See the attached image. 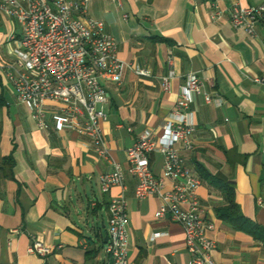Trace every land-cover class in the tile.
<instances>
[{
	"label": "crops",
	"instance_id": "0c3cea01",
	"mask_svg": "<svg viewBox=\"0 0 264 264\" xmlns=\"http://www.w3.org/2000/svg\"><path fill=\"white\" fill-rule=\"evenodd\" d=\"M261 4L264 0H121L116 7L111 0H90L88 16L104 22L117 42L118 59L131 67L119 84L103 82L110 95L101 123L108 161L95 154L86 136L56 132L51 120L48 130L40 129L17 102L5 71L21 30L16 32L15 20L0 18L8 30L0 35V264H107L108 206L119 195L127 202L128 264H187L182 227L155 217L156 195L134 197L136 180L125 151L144 132L160 136L188 74L200 80V94L188 109L192 148L175 149L201 181L200 217L214 225L211 259L264 264V85L253 81L264 76V23L255 25L251 37L228 20L234 5ZM215 13L221 19H213ZM136 69L148 75L139 76ZM170 69L174 78L163 91L161 77ZM149 161L161 175V155L153 152ZM114 163L123 169V187L103 193L99 177ZM206 176L232 185L248 223L243 228L217 215L226 202ZM164 185L169 189L171 181ZM32 237L52 252L28 253Z\"/></svg>",
	"mask_w": 264,
	"mask_h": 264
},
{
	"label": "built area",
	"instance_id": "2783aa9c",
	"mask_svg": "<svg viewBox=\"0 0 264 264\" xmlns=\"http://www.w3.org/2000/svg\"><path fill=\"white\" fill-rule=\"evenodd\" d=\"M89 2L0 0V18L13 19L21 28L18 48L11 53L14 60L5 75L15 90L17 102L30 110L40 129L48 130L51 120L56 132L71 130L86 136L95 154L108 161L109 149L101 123L106 119L104 108L110 95L103 82L119 84L124 71L131 67L118 59L117 42L105 31L104 22L88 16ZM111 2L121 7V0ZM212 18L219 20L221 15L215 13ZM228 20L234 28H242L255 37V25L264 23V4L234 5ZM135 73L148 75L142 69H136ZM173 78L171 69L161 77L163 91H169ZM253 81L264 85V76ZM198 94L200 80L188 74L160 136L142 133L126 149L125 156L127 170L136 180L134 197L142 200L156 195L160 204L155 217L167 218L182 227L184 247L190 257L187 264H214L211 252L215 242L209 237L214 225L200 217L201 205L196 193L201 181L175 149L177 144L187 150L192 148L194 126L188 120V109ZM204 101L208 103L210 98L205 95ZM48 106L58 110L49 111ZM153 152L161 155V175L154 174L150 167L149 155ZM165 180L171 181L169 189L165 188ZM99 184L103 193L113 187H123L121 165L114 163L111 172L101 174ZM108 213V239L104 247L109 258L107 264H128L127 202L122 195L111 199ZM51 252V247L41 238L32 237L28 253L46 257Z\"/></svg>",
	"mask_w": 264,
	"mask_h": 264
},
{
	"label": "trees",
	"instance_id": "16d2710c",
	"mask_svg": "<svg viewBox=\"0 0 264 264\" xmlns=\"http://www.w3.org/2000/svg\"><path fill=\"white\" fill-rule=\"evenodd\" d=\"M206 179L212 181V183H217L219 185V190L223 194L226 202L223 207H220L216 210L217 215L220 218L229 221L237 228H243L244 224H248L247 221L242 217L239 208L234 201V191L232 185L228 183H222V181H220L219 179H211V176H206ZM257 230L259 229L254 227L252 232L255 234Z\"/></svg>",
	"mask_w": 264,
	"mask_h": 264
},
{
	"label": "rangeland",
	"instance_id": "374dc122",
	"mask_svg": "<svg viewBox=\"0 0 264 264\" xmlns=\"http://www.w3.org/2000/svg\"><path fill=\"white\" fill-rule=\"evenodd\" d=\"M15 28H16V32L18 33L21 29L20 26L17 24V22L15 21ZM8 30L7 27L4 26V24L1 22L0 20V35H6L7 36Z\"/></svg>",
	"mask_w": 264,
	"mask_h": 264
},
{
	"label": "water",
	"instance_id": "95a60500",
	"mask_svg": "<svg viewBox=\"0 0 264 264\" xmlns=\"http://www.w3.org/2000/svg\"><path fill=\"white\" fill-rule=\"evenodd\" d=\"M106 240H107V238H106Z\"/></svg>",
	"mask_w": 264,
	"mask_h": 264
}]
</instances>
